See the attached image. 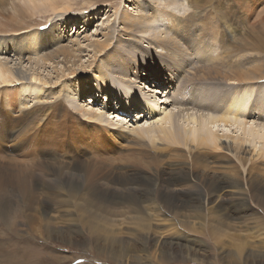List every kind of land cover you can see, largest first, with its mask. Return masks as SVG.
<instances>
[{
  "label": "rangeland",
  "instance_id": "obj_1",
  "mask_svg": "<svg viewBox=\"0 0 264 264\" xmlns=\"http://www.w3.org/2000/svg\"><path fill=\"white\" fill-rule=\"evenodd\" d=\"M87 1L90 2L89 5L84 3V0H72L70 13L64 14V20L61 19L62 21L55 20V24L59 21V26H67L70 31L72 26H75V29L80 31L77 36L76 33L73 34V31L68 32L72 37H69V35L66 37L79 40L83 53H85L81 56L85 65L93 61V58L90 57L88 60L85 57L93 55L92 47H90L92 43L104 40L102 34L106 35L108 27L113 23V12L118 9L120 14H123L124 10L128 11V13H133L129 12L128 8L123 7L125 4V6L129 7L131 5L130 2L125 0ZM206 1L208 2L206 10L212 12L211 16L215 18V21H218L219 18L227 20L233 32L226 31L224 26H222L225 23L220 22V25H217L219 27L217 31L219 43H217L213 33L209 32L212 26L207 24L203 17L202 21L205 23V28L184 29L178 31L175 36L180 40L182 46L186 47L193 43H199L201 44L199 46L200 49L204 50V45L211 43L219 45V51L222 53L220 61L228 71L227 80L218 77L216 67L212 63L206 68L185 74V67L180 62L175 65L174 70H168L165 65V59H159L158 56L154 58L152 55L146 54L136 61L131 59L134 54L131 53L133 50L130 47L129 51L121 46L116 47L115 43H113L111 47L103 50L104 54L101 57L97 56L92 66L100 65L103 72H106L104 69L106 66L121 75H131L133 72H137L138 78L133 83L134 85H140L143 82L142 76L147 74V71H141L143 66L148 65L157 73L163 71L165 74L164 81L160 80L162 77L160 76L157 79L159 84L156 85L155 83V87L148 86V89L145 87L147 95H154L157 100H160L158 103L153 102L154 106L148 107V103L144 105L142 100L135 98L145 99V96L139 92L137 87H132L129 92L122 91L121 93L119 85L111 81H115L114 79L110 80L109 76H105V81L98 83L93 78L91 71L77 73V77L82 82L87 81L82 96L87 99L85 101L88 105L84 106L86 104L85 101L84 104L82 101L78 103L84 106L83 109L74 110L62 98L63 104L54 103L50 99V95L45 94L41 96L42 105H35L32 98L26 97L22 99L18 92H15V97H13L14 93L0 95V184L6 185L4 186V192H6L8 197L22 205H28L19 206L17 204L19 209L25 211L26 215L30 217L28 220H21L19 217L21 214H19L20 211L18 212L16 204L13 205L14 207L11 206L12 214L8 216L13 223L11 232L14 234H11L5 226H9L8 222L6 221L5 223L0 216V246L4 243V246H6L0 247V257L4 258V254H8L11 259L6 260L10 261L11 264H117L113 259L97 257L98 249L94 248L92 240L89 239L90 232L94 235L100 230L106 229L103 221L86 220L89 221V226L86 227L82 224L85 221L77 220L81 223L80 228H72V225L76 222H72L67 215L73 214L76 216L81 214L86 209L87 202L84 200L88 196L92 202L99 201L102 203L100 208L93 206L95 215L120 210L121 206L119 203H127L125 199L104 198L103 194L118 196L124 186V182L121 181L132 174L146 178L164 179L170 171L184 170L186 179L198 186L205 180L218 178L225 181H230L231 179L239 181L242 184L239 188L244 189L246 196L234 189H224L225 192L222 194L229 200L244 197L245 204L237 209L236 202L232 201L235 204L229 209L230 204L224 199L213 198L207 200L204 198L203 205L205 207L197 212L198 215L188 211L185 212L193 215L192 217H187L188 221L196 220L194 222H197L201 220V222H204L205 219L206 232L204 234L201 233L202 231L196 225L194 230H185L186 235L176 233L174 223L178 224L176 220L181 219L179 215L160 214L158 217H153V219L157 220L152 223L158 225V227H154L155 233L151 234V238L155 240L153 243L155 246L152 250L153 252L157 250L156 255L153 252L142 254L138 263L127 260L124 264H244L253 258L258 259L256 264H264V245L258 240L260 231L253 228V226L257 225L256 221L258 219L264 221V158L257 154L259 142L263 141L249 135L250 132H259V125L264 126V81L257 80L264 75V0ZM0 3L10 11V13H8L9 11L6 13V17L9 18H6L5 25L0 27V33L17 34L18 39L29 34L21 33L26 30L27 26L44 27L54 17V15L51 17V12L36 15L26 12L11 14L13 12L9 5L4 0H0ZM14 4L23 8L22 3L18 1H15ZM91 11L97 12L90 17V23L85 24L83 16H89ZM108 16L109 22L107 21ZM3 20L0 17V21L4 22ZM117 25L118 23H116ZM83 28L85 30L81 31ZM32 31H35V29L30 28V32ZM65 33L62 32L64 37ZM85 36L88 39H83ZM1 37L6 38L5 35ZM182 39L187 41L182 42ZM153 49L163 52L156 46L150 49V51L155 53ZM30 51L40 55L49 53L51 50L30 49ZM171 54L175 58L179 56L178 52L171 51ZM191 58L193 60L194 56ZM197 59L200 64L206 58L199 56ZM41 70L51 71V68H41ZM208 70L211 71L212 76L206 73ZM45 71L40 72V74L45 75ZM166 72H171L173 74L172 78ZM199 72L205 73L206 83L202 81L195 82L197 85L195 88L187 85L189 86V97L186 96L184 99L185 95L182 94L180 89L176 90L174 84L170 87L171 83H176L178 88L183 87V80L189 81L195 78ZM141 74L145 75L141 76ZM185 75L187 77L183 78ZM237 75L238 78H236ZM177 80L182 81L177 84ZM230 81H233L234 84H231ZM64 82L68 83L66 88L70 90V94L74 95L73 90L76 81L73 80V77L67 78ZM145 86L147 85L145 84ZM18 87L16 86L15 88ZM171 88L175 91L170 90V92L169 89ZM39 89L32 86L26 91L32 94ZM159 92L160 95H158ZM168 92L170 95L168 102L170 103L175 96L182 100H192L191 95H193L194 99L195 96L200 98L204 95L200 100V104L208 103L217 106L218 114L225 112V109L228 108L227 105L233 101L242 103V101L238 100V98L242 97L247 101L248 106L246 110L244 109V112L248 115H244L240 119H242L243 123H247L245 125L235 124L230 126L227 124L224 126L223 123L217 122L216 126L214 125L215 127L211 130L219 137L227 134L232 138H241L243 139L242 141L248 139L251 144H243L241 151L234 156L227 150L213 151L212 149H207L196 158L200 161V164H196L192 160L186 159L184 155L187 153V149L182 146L172 147L156 142V149H153L148 140H140L125 132L136 126L143 125L149 117L148 115L146 117V113L151 112L152 109L156 111V117H162L164 111L171 110L174 115L173 121L171 124L164 125L166 128L173 129L178 126L183 129L186 126H190L185 116L187 111H182L185 106L181 108L173 106V104L165 105L161 103L164 101L163 96L168 94ZM118 93H121L118 97L119 99L122 98L121 102L131 105L132 109L138 113V117L134 118V115L129 114L128 110H126L128 114L123 113L121 115L120 110L124 111V107L115 105L118 100H116ZM89 97L94 99L95 103ZM223 100H226L227 103ZM184 102L183 104H187L188 101ZM19 103H25L27 106L21 114L17 113ZM108 104H111L109 106L112 108L109 111L104 110L107 112L106 118L108 113L118 115L114 119H111L112 115L109 117L114 124L116 121L126 119V122L122 121L120 123V126L124 129L122 133L105 135V131L112 130L109 124L101 123L99 125L96 120L83 116L84 110H88V108L99 110ZM186 106L188 107V105ZM204 110L208 111L207 108H204ZM182 113L183 117L180 115ZM250 113L252 114L250 115ZM139 114H141L140 118ZM132 118L135 121L131 120ZM25 122H32V127L26 128ZM134 123H138V125H134ZM36 124H40L38 128L35 127ZM123 124L125 125L123 126ZM225 141L233 147L235 146L234 141L230 139ZM254 146L256 149L253 148ZM244 149H246V154L245 152L243 153ZM249 159H252V162H248ZM241 160H247L244 166H241ZM53 168H58L62 172V178L57 179L59 185L63 182H74L69 178L78 179L75 171L83 168L86 173L95 177L99 183L107 186V193H104V188H93L90 185L92 182L85 183L80 179L78 182L80 190L78 194L70 188L63 187V191L68 190L71 192L70 196L66 193L69 205L63 207L60 199L63 197L56 196L59 185H54ZM249 172L251 173L249 174ZM260 185L263 186V190L260 189V193H258L255 189ZM22 187L28 188L30 202L26 201ZM74 188L76 189V186ZM250 188L251 194L245 193ZM50 193L53 195L50 196ZM72 193L76 194V196H72ZM192 198L176 197L175 200L183 204L184 200L189 202ZM38 203H43L49 210L46 218L53 224L51 226L52 230H48L50 236H45L44 229L41 228L46 220L39 221V217L35 212V209L39 206ZM221 203L223 204L220 207L221 211L219 214L221 212L225 214L229 212L232 219L226 221L227 225L217 224L215 231L219 232L217 234L214 232V241H212L211 238L214 234H212V231L216 227V223L212 219L211 209ZM64 209L70 214H64ZM121 210H128V208ZM128 214L125 213L124 216ZM109 217L122 220V217H117L115 214ZM121 227L123 228L121 229L122 233L127 232V229L136 230L135 225H131L129 228V225L124 223ZM55 229L58 232L54 233ZM262 235L264 236V234ZM26 241L29 242V250L32 249L30 253H24V248H22V242ZM243 242L245 244L241 246L240 244ZM7 243L10 244L7 246ZM186 248L192 249V252L189 250L187 254L195 255L190 256L191 261L184 257L187 255L184 253ZM237 249H241V253H238ZM164 250L167 257L161 259L159 253L164 252ZM238 257L240 259H236Z\"/></svg>",
  "mask_w": 264,
  "mask_h": 264
},
{
  "label": "bare ground",
  "instance_id": "obj_2",
  "mask_svg": "<svg viewBox=\"0 0 264 264\" xmlns=\"http://www.w3.org/2000/svg\"><path fill=\"white\" fill-rule=\"evenodd\" d=\"M4 1L7 3V5H9L11 11L13 12L11 14H19L20 12H26L31 15H36V14H46L48 12H51L52 13L51 17L53 15L54 17L51 18L48 22L49 24H47L44 27H36L33 25L27 26L25 28L26 30L22 31L21 33H29V34L19 39L17 38V34L8 35V34L0 33V36L2 35L6 36V38H2V37L0 38V95L2 94L8 95L14 93L13 97H15L16 96L15 92H18L22 96V99L26 97L32 98V101L35 102V105H42L43 103H41V96L45 94V95H50V99H52L54 103L63 104L61 100L62 98L63 101L65 100V102L69 104L74 110L83 109L84 106L88 105L85 101L87 99H84L82 96L87 81L82 82L80 78L77 77V73L91 71L93 78L96 81H98V83L104 82L105 76H109L110 80L114 79L115 81L113 80L111 81L119 85V87L121 88V93L122 91L129 92L132 89V87H137L139 89V92H141L145 96L146 100L140 97H135V98L142 100L144 105L148 103V107L154 106L152 103L153 102L158 103L160 100L159 99L157 100L156 97H154V95L146 94L145 91L147 90L145 88L146 87L145 84L147 86L155 87V83L156 85L159 84L157 79H159L160 76H162L160 80L164 81L163 78L165 74L163 71L157 73L153 71L152 67L148 65L143 66L141 71H147V74L146 76H142L145 74H141V76L143 77V82H141L140 85H134L133 83L138 78L137 72H133V74L131 75L128 74L121 75L120 73L106 66L104 67L106 72L102 71L100 65L92 66L97 56L101 57L104 54L103 50L105 48L111 47L113 43H115L116 47L121 46L122 48H127L128 50L130 47V49L133 50L131 53L134 54L131 56V59L136 61L139 58H142L146 54L152 55L154 58H157L158 56L159 59L162 58L165 59V65L168 70L171 69L174 70L175 65L178 62H180L185 67L184 70L185 74H189L191 73V71H195L198 69L206 68L207 66L210 65V63H212L214 64V67H216V74L218 75V77L224 80L228 79V73H227L228 71L225 69L224 65L220 61L222 59V53L219 51L220 50L219 45L214 43H211L212 45L211 44H208L206 46L204 45L205 48L204 50L200 49L199 46L201 44L199 43L197 44L193 43L186 47V46H182L180 40L175 36V34L178 31H182L184 29L205 28V23L202 21L203 17L205 19V22L212 26V29L209 32L213 33L214 39L216 40L217 43H219L217 31L220 22L225 23L222 26H224V29L226 31H229L231 33L233 32L232 29H230L227 20L223 18H219L218 21H215V18L211 16L212 12L206 10L207 8L206 4L208 3L206 0H125L127 2H130L131 5L129 7V6H125L126 5L125 4L123 5V7L128 8L127 10L133 13H128V11L124 10V13L120 14L118 13V9H116L113 12L112 16H114V21L108 27L107 34L106 35L102 34V38H104V40L102 42L99 41L94 42L90 46L92 47L93 55L92 56L88 55L85 58L89 60L91 57L93 58V61L89 62L88 65L83 64L81 56L82 54L85 53H83L79 40L66 37L68 35L69 37H72L68 32L73 31V34L76 33L77 36V33L79 34L80 31L76 30L75 26H72L71 31L67 26H59V21L55 24L56 19L61 20L63 19L64 14L70 13L72 0H4ZM15 1L22 3L23 8L20 5L14 4ZM84 3H87L89 5L90 2L84 0ZM8 11L9 10L6 9V7L2 6V4L0 3V17L1 19H4L3 20L4 22L0 21V27L5 25L6 23L5 19L7 18L6 13ZM97 11L95 12L91 11V14L89 13V16H83L85 24L90 23V17H92V15ZM8 13H10V11ZM108 19L109 16L107 18V21L109 22ZM116 23H118L117 26ZM30 28L35 29V31L30 32ZM84 30L85 28H83L81 31ZM62 32L64 33L66 32L65 37L62 35ZM83 39H88V37L85 36ZM185 41L187 40L182 39V42ZM153 46L154 47L156 46L158 49H161L163 52L155 49H153L155 53L150 51V49L153 48ZM30 49L51 50V51L49 53L39 55L38 53L30 51ZM171 51L178 52L179 54L178 58H175L171 54ZM192 56H194L195 60L194 59L191 60ZM199 56L206 58L200 64L198 63V59H197ZM168 61L170 62L168 63ZM41 68L43 69L51 68V71H45V70L42 71ZM44 71L46 72L45 75H41L40 72H44ZM222 72H224V74H222ZM139 73L141 72L139 71ZM206 73L209 74L210 76L213 75L210 70H208ZM166 74H169L170 78H172L173 76L171 72L169 73L166 72ZM71 76L73 77V80L76 81L73 90L74 95L70 94V90L66 88L68 83L64 82L65 80H67V78L70 79ZM186 77L187 75L183 76V78ZM236 78H238V75L236 76ZM206 80L207 78L205 77V73L199 72L195 76V78H192L189 81L177 80V84L179 81L183 82L184 84L183 87L178 88L176 83H171L170 87H172V84H174L175 85L174 88L176 90L180 89L182 91V94L185 95L184 96L185 99L186 96L189 97V93H188L189 86H193L195 88L197 86L195 82L202 81L206 83ZM257 80L261 82L264 81V75L261 78H258ZM230 82L231 84H234L233 81ZM16 86L19 87L15 88ZM32 86L38 87L40 89L36 90L35 93L29 94L28 91H26V89ZM16 89L17 91H15ZM170 90L175 91L172 88L169 89V91ZM121 93L117 94L116 100L117 99L118 100L116 101L115 104L118 107L119 106L124 107V111L120 110L121 115L123 113H127L126 110H128V113L134 115V118L138 117V113H136V110L132 109L131 105L123 104L121 102L122 98L121 99L118 98ZM191 96H192V100L190 99L182 100L181 98L175 96L172 99L173 101L170 103L168 102V97L170 98L168 92V94L163 96L164 101L161 102L164 103L165 105L173 104V106H178L181 108L182 106H185L182 108V111H187L185 116L190 126L188 127L186 126L183 129L179 128L178 126H175L173 129L166 128L164 125L171 124L173 121L174 115L171 112V110L164 111L162 117L161 116L156 117L155 116L156 111L152 109L151 112L146 113V117L147 115L149 117L148 119L145 120L143 125L136 126L131 130H127L125 132L129 135L130 134L133 135L135 138H138L140 140H148L153 149H156V145H155L156 142H161V144H167L172 147L182 146L187 149V153L184 155L186 159L192 160L196 164H200V161L196 158L203 151L207 149H212L213 151L227 150L229 151V153L233 154L234 156L241 151L242 149L241 146H243V144L245 143L251 144V142L248 139L242 141L243 139L241 138L238 137L232 138L227 134L219 137L216 134H214V132H212L211 130L216 126L217 122L223 123L224 126H226L227 124H229L230 126L235 124L245 125V123L247 122L243 123L242 119L240 118L244 117V115H248L246 114V112H244V109L246 110L248 106L246 100L240 97L238 98V100L242 101V103H235L233 101L232 103L227 105L228 108L225 109V112H223L222 114H218L217 106L208 103H204L203 105L200 104V100L201 98L204 97V95L203 97L200 98L198 96H195V99L193 95ZM89 99L95 103L94 99H92L91 97H89ZM80 101H82L83 104L85 101L86 104L84 106L79 105L78 103ZM183 101H185L184 103H186V101L188 102L187 104H183ZM223 101L227 103L226 100ZM111 104L104 105L101 108L103 110L88 108V110H84L83 112L84 117L96 120L97 121L96 123L99 125L101 123L109 124L112 130L105 131L104 132L105 135H115L122 133L124 129L120 126V123L122 121L126 122V119H121L120 121H116L114 124L112 120L109 119L111 115H112L111 119H114L118 116V115H113L114 113H108L107 115L108 117L107 118L105 117L107 114V112L105 111H109L112 108L111 106H109ZM186 105H188V107ZM26 107L27 106L25 103H19V108L17 113L19 114L23 113ZM204 108H207L208 111H205ZM251 114L252 113H250V115ZM180 115H182L183 117V113ZM140 117L141 114H139V118ZM134 118H132L131 120H134ZM31 125L32 122H25L26 128H30ZM39 125L40 124H36L35 127L38 128ZM124 125L125 124H123V126ZM134 125H138V123H134ZM258 128H259V132L257 133L250 132L249 135L254 136L260 141H263V142H259L257 154H259L261 157L264 158V126L259 125ZM115 130H119V131H115ZM223 139L225 140L230 139L234 141L235 146L233 147ZM253 148L256 149L255 146ZM11 150H13V148H11ZM244 152L246 154V149L243 150V153ZM246 162L247 160H241L240 161L241 166H244ZM248 162H252V159H249ZM184 172H185L184 170L170 171L169 174L164 179H158L154 177H149V178L140 177L135 174L125 177L121 181L124 182V186L121 184L123 188L118 196L103 194L104 198H110V199L122 198L126 200L127 203L120 202L119 205L121 206V209L128 208V210H121V209L117 210L119 214L117 213V211H110L107 214L95 215L93 206L100 208L102 207V203H100L99 201L92 202V200L89 199V196L87 195L88 198L84 200L85 202H87L86 209L81 214H78L80 217L78 215L74 216L73 214L67 215L69 216L68 218L71 219L72 222H76L72 225L73 226L72 228L75 227L80 228L81 223L77 220L85 221L82 222V224L86 227L89 226V221L86 220L103 221L106 225V229L100 230L94 235H92L91 232L89 233L90 234L89 239L92 240L94 248L98 249V252L96 253L97 257L113 259L114 261H116L117 264H124L127 260H131L132 262L138 263L141 260V255L149 254L150 252H153L152 249L155 246V244H153L155 240L151 238V234L155 233L154 227H158V225L152 223L157 220V219H153V217H158V215L160 214L170 215V216L179 215L181 219L176 220L178 224L172 222L174 223L175 226L174 230L176 231V233H181L186 235L185 230H194L196 225L198 226L199 230L202 231L200 232L204 234L206 232L205 219L204 222H201V220L197 222H194L196 220L193 221L187 220V217H192L193 213L195 215H198L197 212H199L205 207L203 205L204 198L207 200L213 198L224 199L227 201V203L230 204V206L228 207L229 209L231 206L235 204L232 201L236 202L237 209L238 207L243 206L245 204L244 197H239L237 199L229 200L223 196L224 194H222L223 192H225L224 189H234L236 191H239L240 194L245 195L244 189L242 190L241 188H239L240 185H242L239 181H235L231 178L230 181H225L222 180L221 178H218L212 180H205L201 182V184L198 186L193 184L190 180L186 179V174ZM75 173L77 174L78 179L69 178L71 181L74 182H63L59 185L57 179L62 178V172L61 170H58V168L55 169L53 168V176L55 177V179L53 180L54 185L56 186L59 185L56 196L63 197L60 198L62 201L61 205L63 207H67L69 205V200H67L66 193L68 194V196H70L71 193L68 190L63 191V187L65 186L67 188H70L71 190L75 191L76 194H78L80 191L78 184L80 179L85 183L92 182V184L90 185L93 188H98V189L104 188V193H107L106 192L107 186L99 183L95 177L86 173L83 168L76 170ZM250 173L251 172H249V174ZM4 186L6 185L0 184V216L2 217V220L5 223L6 221L8 222L10 227L8 225L5 224L4 225L11 232L13 223L9 220L8 217L9 214L10 215L12 214L11 206L16 204L18 208V212L20 211L19 214H21L19 216L21 220L22 219L28 220V218L30 217L26 215L25 211H22L18 207V205L19 206H28V205H22L19 202L13 200L12 198L8 197L6 195V192H4ZM75 186L76 189L74 188ZM251 188L249 189V191H245V193L248 192V194L249 193L251 194ZM22 189L25 192L24 194L26 201L30 202L31 199H30V193H28V188L22 187ZM260 189L263 190L262 185H260L255 190L258 193H260L259 192ZM72 194H73L72 196L74 197L76 196V194L74 193ZM49 195L51 196L53 194L50 193ZM176 197H193V198L189 202H186V200H184L182 204V202L180 201L177 202L175 200ZM222 204L223 203L214 206L211 209L212 210L211 215L213 214L212 219L216 223V227H214L212 234L214 232L216 234L219 232V231H215L218 225H227L226 221L228 219L229 220L232 219L230 217L229 212L226 214L221 212V214H219L221 211L220 207ZM38 205L39 206L35 209V212L39 217V221L46 220L44 222V225L41 226V228L44 229L45 236L47 235L50 236L48 230H52L51 226L53 224L51 223V221H49V219L46 218L49 210L43 203H38ZM64 210H65L64 214L68 213L66 209ZM187 211L191 212L192 214H186L185 212ZM125 213H129V214L127 216H124ZM113 214H115L117 217H122V220L110 218L109 216H112ZM199 219L201 218L199 217ZM256 219L258 218L256 217ZM124 223L125 225L126 224L129 225V228L131 225H135L136 230L131 231V229H127V232L122 233L121 229L123 228L121 227V225ZM256 224L257 225L253 226V228L260 231L258 235V240L264 245V236L262 235L264 234V221L258 219L256 221ZM56 232H58L57 229H55L54 233ZM215 233L211 238L212 241H214ZM11 234L14 233L11 232ZM0 242H1V238H0ZM22 243H23L22 248H24V253H30V250L32 249L29 250L30 247L29 242L26 241ZM4 244L3 245L1 244V246H4ZM9 244L7 243V246ZM244 244L245 243L243 242L240 245L243 246ZM184 250H185L184 252L185 254H187L189 250L190 252H192L191 248H186ZM236 251L238 253H241L242 250L237 249ZM153 253L156 255L157 250H155ZM159 254L161 259L167 257L165 250L164 252H160ZM190 256H195V255L187 254L184 257L190 260L191 259ZM0 258H1L0 264H11L10 261L6 260V259H11V257L8 254H4V258L2 257ZM236 259H240V257ZM257 260L258 259L253 258L249 261H246L244 264H256Z\"/></svg>",
  "mask_w": 264,
  "mask_h": 264
}]
</instances>
